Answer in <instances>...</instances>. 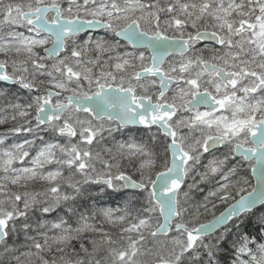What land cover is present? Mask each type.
Here are the masks:
<instances>
[{"label":"snow or ice","instance_id":"obj_1","mask_svg":"<svg viewBox=\"0 0 264 264\" xmlns=\"http://www.w3.org/2000/svg\"><path fill=\"white\" fill-rule=\"evenodd\" d=\"M0 129V264H264V0H0Z\"/></svg>","mask_w":264,"mask_h":264},{"label":"water","instance_id":"obj_2","mask_svg":"<svg viewBox=\"0 0 264 264\" xmlns=\"http://www.w3.org/2000/svg\"><path fill=\"white\" fill-rule=\"evenodd\" d=\"M251 174V173H250ZM255 181L253 180V183H254Z\"/></svg>","mask_w":264,"mask_h":264},{"label":"rangeland","instance_id":"obj_3","mask_svg":"<svg viewBox=\"0 0 264 264\" xmlns=\"http://www.w3.org/2000/svg\"><path fill=\"white\" fill-rule=\"evenodd\" d=\"M0 130H2V129H0Z\"/></svg>","mask_w":264,"mask_h":264}]
</instances>
